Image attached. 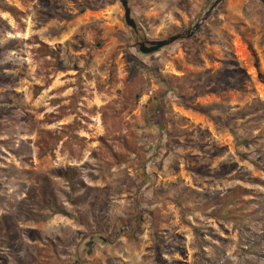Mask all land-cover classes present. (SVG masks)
Here are the masks:
<instances>
[{
	"label": "rangeland",
	"instance_id": "1",
	"mask_svg": "<svg viewBox=\"0 0 264 264\" xmlns=\"http://www.w3.org/2000/svg\"><path fill=\"white\" fill-rule=\"evenodd\" d=\"M0 0V264H264V0Z\"/></svg>",
	"mask_w": 264,
	"mask_h": 264
},
{
	"label": "water",
	"instance_id": "2",
	"mask_svg": "<svg viewBox=\"0 0 264 264\" xmlns=\"http://www.w3.org/2000/svg\"><path fill=\"white\" fill-rule=\"evenodd\" d=\"M120 4L124 11V20L125 24L132 29L134 32L137 33V24L131 17V10L129 7L128 0H119ZM223 0H217L211 8L207 11L204 18H202L201 22L199 24H196L192 30L187 31L184 34H178L175 36H172L166 40L162 41H143L138 43L139 52L142 55H151L154 54L161 49L168 47L169 45L173 44L174 42L180 40V39H189L191 38L194 33L201 27V25L210 17L212 11L222 2Z\"/></svg>",
	"mask_w": 264,
	"mask_h": 264
}]
</instances>
